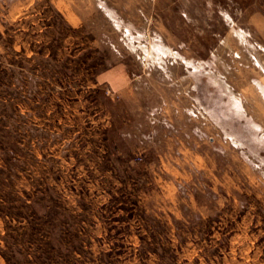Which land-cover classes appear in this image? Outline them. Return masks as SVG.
I'll use <instances>...</instances> for the list:
<instances>
[{
  "label": "rangeland",
  "instance_id": "1",
  "mask_svg": "<svg viewBox=\"0 0 264 264\" xmlns=\"http://www.w3.org/2000/svg\"><path fill=\"white\" fill-rule=\"evenodd\" d=\"M263 77L264 0H0V264H264Z\"/></svg>",
  "mask_w": 264,
  "mask_h": 264
},
{
  "label": "crops",
  "instance_id": "2",
  "mask_svg": "<svg viewBox=\"0 0 264 264\" xmlns=\"http://www.w3.org/2000/svg\"><path fill=\"white\" fill-rule=\"evenodd\" d=\"M116 73L118 75H115ZM120 73H121V70H120L119 66H116V67L111 68L105 74H102L101 78L105 79L113 89H117L120 91L124 88L123 87L124 85H126L127 83L129 84V81H127L126 83L124 82L123 84L120 83L119 80L122 79V77H120ZM158 122L159 121H156V119L154 121H152L150 119L144 125L145 126L144 127V134L146 135V137H149L150 142H152V140L154 138H156L158 135L160 136V134H162V133H164V135H166L165 139L167 140V142H169V140L173 139L172 137H169V135H173L175 138L176 136L181 134L180 130H177V133H178V135H177L175 124L172 125V123H168V122L166 124L165 123L163 124V123H160V122L158 123ZM171 126H175L174 131H173V129H171ZM190 137H191V141H194L198 138L197 135H193V132H191ZM184 142H186V141H184ZM177 149L182 151V143ZM185 149L190 151L191 153L194 152L192 143H190V147L189 146L187 147V145H186Z\"/></svg>",
  "mask_w": 264,
  "mask_h": 264
},
{
  "label": "bare ground",
  "instance_id": "3",
  "mask_svg": "<svg viewBox=\"0 0 264 264\" xmlns=\"http://www.w3.org/2000/svg\"><path fill=\"white\" fill-rule=\"evenodd\" d=\"M194 66V65H193ZM264 78V77H263ZM264 93V92H263Z\"/></svg>",
  "mask_w": 264,
  "mask_h": 264
}]
</instances>
